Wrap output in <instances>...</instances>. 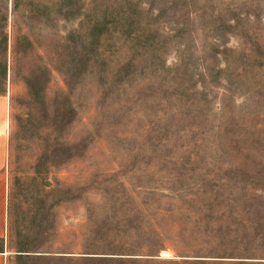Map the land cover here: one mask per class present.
Segmentation results:
<instances>
[{"label":"rangeland","instance_id":"obj_1","mask_svg":"<svg viewBox=\"0 0 264 264\" xmlns=\"http://www.w3.org/2000/svg\"><path fill=\"white\" fill-rule=\"evenodd\" d=\"M0 94L11 264H264V0H0Z\"/></svg>","mask_w":264,"mask_h":264},{"label":"crops","instance_id":"obj_2","mask_svg":"<svg viewBox=\"0 0 264 264\" xmlns=\"http://www.w3.org/2000/svg\"><path fill=\"white\" fill-rule=\"evenodd\" d=\"M7 96L0 94V264H11L13 253L8 249L9 235V155Z\"/></svg>","mask_w":264,"mask_h":264},{"label":"trees","instance_id":"obj_3","mask_svg":"<svg viewBox=\"0 0 264 264\" xmlns=\"http://www.w3.org/2000/svg\"><path fill=\"white\" fill-rule=\"evenodd\" d=\"M137 35V41L136 43H141L143 39H141V34L140 33H136ZM101 33H87L86 36L83 39V47H82V57L81 58H85V61L89 60V54H91V52L97 50L98 48V44L100 43V37H101Z\"/></svg>","mask_w":264,"mask_h":264}]
</instances>
